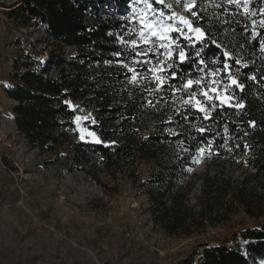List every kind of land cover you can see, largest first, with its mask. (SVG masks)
Masks as SVG:
<instances>
[{
  "label": "trees",
  "instance_id": "obj_1",
  "mask_svg": "<svg viewBox=\"0 0 264 264\" xmlns=\"http://www.w3.org/2000/svg\"><path fill=\"white\" fill-rule=\"evenodd\" d=\"M102 2L26 1L47 36L77 54L70 60L49 55V64L60 68L56 78L48 68L22 65L25 71L16 76V85L5 91L16 103L12 114L19 134L35 148L60 145L65 132L75 129V113L68 102L83 101L94 108L93 130L100 143L76 147L99 158L107 170L135 175L140 164H151L144 185L149 211L153 223L167 235L197 236L239 210L254 219L264 218V0L251 1L256 12L263 9V23L254 21L258 15L251 17L233 5L197 3L195 26L205 30L207 40L183 41L188 59L176 63L171 71L178 79H169L160 91H153L151 77L127 83L118 71L116 64L124 60L126 47L111 34L120 21L89 16V10L96 14ZM224 64L230 68L225 70ZM95 65L98 70L91 69ZM202 76L224 86L230 85L229 76L237 79L243 91L230 87L228 95L235 97L233 104L244 107L216 101L210 119H204L202 112L183 103L186 91L173 93L183 81ZM203 149L208 155L206 170L185 176L184 170ZM236 241L200 245L201 253L195 251L178 264H264V221L259 228L241 231Z\"/></svg>",
  "mask_w": 264,
  "mask_h": 264
},
{
  "label": "rangeland",
  "instance_id": "obj_2",
  "mask_svg": "<svg viewBox=\"0 0 264 264\" xmlns=\"http://www.w3.org/2000/svg\"><path fill=\"white\" fill-rule=\"evenodd\" d=\"M26 1L0 0V125L10 143L6 157L0 162V264H178L195 251L201 253L200 245H233L241 231L260 227L264 218L254 219L239 210L228 221L208 227L197 236L167 235L153 223L149 211L144 185L152 171L151 164H140L135 175L118 169L107 170L99 158L88 157L81 152V146L76 147L80 143L98 144L95 140L99 139L93 130L94 108L83 101L68 102L72 110L75 108V117L88 119L77 121L74 117L75 129L65 132L66 138H60V145L42 149L31 146L14 125L12 108L16 103L8 99L5 91L16 85V76L25 71L23 64L31 70L48 68L49 75L56 78L60 68L49 64V55L54 53L55 57L70 60L77 50L48 37ZM214 1L233 5L251 17L258 15L254 21L263 23V9L256 12V7L251 6L252 0H239V3L236 0H195V4ZM187 2L153 3L156 12H152L144 0H104L97 6L96 14L89 10V16L120 21L119 28L111 35L126 47L124 60L116 65L127 83H132L133 73L123 65L136 68L141 80L151 77L146 71L150 65L136 64L135 60L154 64L164 59L160 55L164 49L153 48L161 42L143 26V18L156 22L160 19L157 14L163 12L166 25L184 28L178 20L183 16L195 26L194 16L185 9ZM173 13L176 18L168 19ZM140 32H144V38ZM185 34L193 35L186 28ZM171 35L175 45L173 59L168 61L170 70L180 62L176 54L184 46L183 41L198 42L178 32ZM145 38L151 43L145 44ZM133 47L140 52L152 49L155 55L135 56ZM261 51L264 54V40ZM91 69L98 70L96 65ZM163 75L168 77L166 87L171 79L169 70ZM201 78L208 84L205 76L190 79ZM218 86L224 87L219 82ZM195 90L199 92V87ZM184 95L187 97L188 93ZM220 95L223 97L224 93ZM199 99L204 98L200 96ZM191 106L198 110L195 102ZM207 157L206 150L203 149V154L200 151L191 166L184 170L185 176L203 173L208 165Z\"/></svg>",
  "mask_w": 264,
  "mask_h": 264
},
{
  "label": "snow or ice",
  "instance_id": "obj_3",
  "mask_svg": "<svg viewBox=\"0 0 264 264\" xmlns=\"http://www.w3.org/2000/svg\"><path fill=\"white\" fill-rule=\"evenodd\" d=\"M179 2V0H177ZM237 3H239V0H236ZM144 3L146 4L147 8L152 11L156 12V9L153 8V3H160L163 4L164 0H144ZM166 7H171L170 5H166ZM196 7L195 0H188V2L185 4L186 11L190 12L193 16H196L198 18V13L193 11V9ZM158 17L160 19L156 22L150 21L147 17L143 18L142 23L145 28H148L151 30V36L153 38H156L161 43L158 45H153V48H162L164 51L160 53L164 57L163 60H158L154 64L151 61H140L135 60L134 63L140 64V63H147L150 66L146 69L147 73L151 75V82L156 84V88L153 91H160L165 87V81L168 79V77L164 76L163 73L165 70H169V75L171 79L175 80L178 79L175 71L170 70V66L168 64V61L173 59V46L175 45L174 38L172 37V33L178 32L181 35H185L186 39H195L200 42H204L207 40V34L205 30H203L201 27H196L193 25V22L183 16L178 17L179 23L184 25V28H178L172 24H164L163 17L164 13L159 12ZM176 16L173 13L172 16L168 17V19H175ZM185 28L187 29V32L192 33V36H187L185 34ZM139 35L144 38V32H140ZM145 44L151 43L150 40L147 38L143 41ZM122 43H124L122 41ZM133 45L136 44V41L131 42ZM138 47V46H137ZM178 47V46H177ZM132 51L135 53V56L139 57H146L150 53L155 55V52L152 51V49H148L144 52L137 51L136 47L132 48ZM114 55L119 57L121 53L117 52ZM180 62H184L188 59V56L186 53L181 49L176 54ZM199 55V53H197ZM224 55L227 57L228 53L225 52ZM200 63H205V61L201 60ZM124 67H128V71L132 72L133 75L130 77V82L133 84H136L139 82V77L141 76V73L134 67H129L128 65H123ZM230 66L227 64H224V69H229ZM216 71H220L217 69ZM211 76L215 77L216 72L210 73ZM144 79H148V76H145ZM230 79V85L224 86L223 88H220L218 86V82L215 79L209 80L208 84L204 83V78L193 80V79H187L183 81L179 88H174L173 92L177 91H186L188 93V96L186 99L183 100V103L185 105L191 106L193 102H195L196 107L200 112L204 114V119H210L208 113L212 110H214L217 105L216 101H219L220 104H226L229 107H236V108H243L244 105L242 103H235L233 104V100L235 99L234 96L228 95V90L230 87H235L243 91V84L239 82L237 79L232 78L229 76ZM253 79H255L253 77ZM170 86V85H169ZM199 87V92L195 90V87ZM223 92V97L220 95V93ZM200 96H203V100L199 99ZM148 104L151 105L152 101H148ZM71 107V105H70ZM73 111H75V108H73ZM77 121L81 119L87 120L88 117H75ZM94 122V121H93ZM254 126V125H253ZM199 131L203 134L205 129L201 128ZM89 135H94L92 133H89ZM81 139L83 140L84 137L81 136ZM96 143H100L99 139L95 140ZM201 154H203V150H201Z\"/></svg>",
  "mask_w": 264,
  "mask_h": 264
},
{
  "label": "built area",
  "instance_id": "obj_4",
  "mask_svg": "<svg viewBox=\"0 0 264 264\" xmlns=\"http://www.w3.org/2000/svg\"><path fill=\"white\" fill-rule=\"evenodd\" d=\"M2 114L0 112V122ZM10 148L9 138L0 125V162L6 157V150Z\"/></svg>",
  "mask_w": 264,
  "mask_h": 264
}]
</instances>
